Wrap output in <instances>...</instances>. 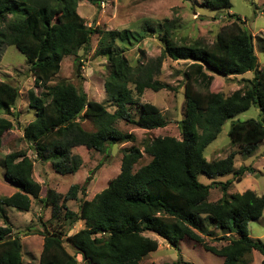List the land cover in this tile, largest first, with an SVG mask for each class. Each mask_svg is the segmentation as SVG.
<instances>
[{"label":"trees","instance_id":"trees-1","mask_svg":"<svg viewBox=\"0 0 264 264\" xmlns=\"http://www.w3.org/2000/svg\"><path fill=\"white\" fill-rule=\"evenodd\" d=\"M81 1L0 0V49L16 48L30 65L33 76L34 90L28 92L27 101L35 118L23 128L22 138L36 159L49 161L57 174L72 175L81 166L79 157L71 153L73 148L105 153L112 145L133 140L114 127L117 121L145 131L164 128L166 120L150 103L140 105L137 118L128 111L136 102L133 94L174 90L156 79L164 58L189 63L182 72L184 118L178 122L179 140L158 137L145 143L142 152L132 147L123 153L119 174L93 200H82V229L65 241L60 231H42L37 264H78L77 256L82 264H141L158 247L156 240L144 236L146 233L163 239L175 250H179L181 240H190L221 258L222 264H250L251 252L257 251L264 264V247L248 233V224L263 215L264 195L249 190L229 193L233 182H239L250 169L240 168L223 183L207 186L197 180L200 174L213 177L233 171L235 152L214 162H207L203 156L227 119L252 106L258 108L259 120L233 122L228 138L243 153H250L264 141V67L258 69L251 34L240 26L236 15L229 14L233 22L224 26L211 44L194 40L181 45L174 41L171 26L165 21L160 56L131 66L123 51L115 47L116 42L133 40L131 32L88 27L76 11ZM87 1L99 7L104 0ZM203 4L214 10L231 7L230 0H203ZM8 16L12 18L9 21ZM94 34L100 37L96 54L108 63L103 87L106 99L114 106L112 112L101 103L89 101L82 90L71 84L49 85L62 60L88 47ZM247 72H254V76L245 80L242 91L229 96L209 92L210 74L227 77ZM18 98L16 87L0 81V109L14 107ZM85 120L93 122L96 129L85 130ZM10 129L11 123L0 117V147L3 135ZM142 153L150 161L134 170ZM2 166L4 179L17 189L11 196L0 198L3 219V207L28 211L31 200L41 199L43 207L51 206L54 216L68 200L77 199V185L71 186L63 197L47 190L41 198L42 187L32 177L33 162L21 151L5 155ZM212 189L222 193L216 202L208 201ZM80 191L85 194V188ZM65 216L70 218L72 213L66 211ZM211 228L221 236L216 237ZM11 232L7 222L0 225V264H22L19 239ZM99 234L108 237H97ZM205 238L226 244L216 248L206 244ZM65 243L73 254L66 250Z\"/></svg>","mask_w":264,"mask_h":264},{"label":"rangeland","instance_id":"rangeland-1","mask_svg":"<svg viewBox=\"0 0 264 264\" xmlns=\"http://www.w3.org/2000/svg\"><path fill=\"white\" fill-rule=\"evenodd\" d=\"M230 4L229 9L214 10L205 7L203 0H104L99 7H96L83 0L77 5L76 11L92 29L130 31L134 39L125 43L116 42L115 47L123 51V56L131 66L145 64L160 56L163 49L160 39L165 21L171 26L177 44L189 45L194 40L211 44L218 32L233 22L228 15L234 14L240 19L238 22L240 26L248 30L253 37L258 69H262L264 67V0H230ZM11 19V16H8L7 20ZM99 39L98 34L92 35L88 47L79 50L74 56L65 57L60 64L58 74L52 78L49 85L71 84L77 90H82L89 101L101 103L108 112H112L114 106L106 99L103 87L109 73L108 63L105 57L96 54ZM188 64V62H175L164 58L160 74L156 79L170 85L174 90L158 92L145 90L141 96L133 94L136 99L135 105L128 108L131 117L137 118L140 105L150 103L166 120L167 125L164 128L145 131L123 121H117L114 127L122 133L131 135L132 141L112 145L105 153L87 150L84 147L73 148L71 153L79 157L81 166L75 174L60 175L54 172L49 161H38L29 144L22 138L23 128L35 118V111L28 106L27 101L28 92L34 90L30 65L16 48L0 49V81L16 87L19 91V98L14 107L8 108L7 112L0 109V117L11 123V129L3 135L0 147V198L9 197L17 191L4 179L2 161L5 155L11 152L21 151L33 162L32 177L42 187L41 198L45 196L47 190H52L56 195L63 197L71 186L79 187L77 199L68 200L65 208H60L54 216L51 206L43 207L41 199L31 200L28 211L2 208L6 220L0 217V225L3 226L7 222L12 231L11 235L19 239L22 264L38 263L43 245V237L40 235L42 231H60L65 241L67 237L83 228V221L79 220L82 200H93L107 187L108 182L119 174L125 151L134 147L142 152L145 143L158 137L180 139L178 122L184 118L182 72ZM210 75H212V83L209 92L229 96L236 91H242L246 86L245 80H251L254 72L227 77ZM259 116L258 108L252 106L223 123L217 138L206 147L203 156L207 162H214L235 152L233 171L213 177L200 174L197 180L201 184L208 186L213 183H223L231 180L234 172L240 168H249L250 172L244 173L239 182H233L229 193L241 194L249 190L258 196L264 195V141L257 144L250 153H243L238 147L232 146L228 138V131L233 122L259 120ZM82 126L87 131L96 129L95 124L87 120L82 122ZM149 161L150 157L142 153V158L134 166V170ZM82 188H85V194L81 193ZM221 196L219 189H212L208 201L216 202ZM58 204H62V199ZM66 211L72 213L70 218L65 216ZM213 232L216 237L221 236L220 232L216 230ZM248 233L252 240L258 241L264 247V211L260 219L248 224ZM144 236L156 240L158 247L155 252L143 259L141 264H168L174 261H179L180 264H222L223 262L221 258L209 254L200 245L187 239L181 240L179 250H175L153 234L146 233ZM97 237L108 236L99 234ZM204 242L216 248L226 244L224 241L208 238H205ZM64 245L70 254L74 253L68 244ZM250 258V264H261L263 259L257 251L251 252ZM76 259L78 264H82L80 256Z\"/></svg>","mask_w":264,"mask_h":264}]
</instances>
